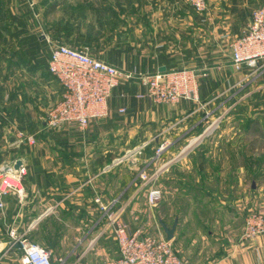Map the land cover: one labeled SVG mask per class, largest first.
<instances>
[{"label":"crops","instance_id":"1","mask_svg":"<svg viewBox=\"0 0 264 264\" xmlns=\"http://www.w3.org/2000/svg\"><path fill=\"white\" fill-rule=\"evenodd\" d=\"M263 4L264 0H208L203 22L187 0H35L32 6L30 0H0V99L6 101L0 167L13 168L19 160L25 172L22 196L2 198L0 264H21L20 250L12 246L14 236L25 234L32 240L50 233L52 224L61 227L46 248L53 264L54 249H65L71 239L72 249L84 248L78 261L111 229L107 214L123 219L137 193L132 187L139 172L156 166L152 157L142 165L149 147L168 146L195 132L217 100L247 83V72L231 66L229 44L240 35L252 10ZM56 44L86 50L135 74L121 79L112 91L108 116L91 120L85 129L46 125L47 113L61 95L47 73ZM161 68L204 70L198 101L151 103L137 76ZM18 132L34 136L35 143L20 141ZM139 147L142 158L137 162L133 149ZM218 166L210 172L204 162L183 164L184 175L193 169L207 172L210 183L218 180L219 189L210 190L208 200L218 201L217 208L222 207L227 218L215 219L212 228L201 220L207 229L193 231L183 248L184 258L189 264H264V239L241 240L244 217L250 211L264 213V189L252 182L244 190L246 179L240 172L232 169L229 176ZM221 186H229L227 195ZM192 213L198 223V212ZM180 226L179 221L176 234Z\"/></svg>","mask_w":264,"mask_h":264},{"label":"built area","instance_id":"2","mask_svg":"<svg viewBox=\"0 0 264 264\" xmlns=\"http://www.w3.org/2000/svg\"><path fill=\"white\" fill-rule=\"evenodd\" d=\"M196 14L202 16L207 11V0H187ZM231 66L236 72L245 70L246 77L264 74V4L255 8L240 35L230 44ZM204 71V70H203ZM197 68H181L140 74L137 77L146 86V98L153 104L174 105L181 101H198V80L205 73ZM47 73L61 89L60 99L47 113L46 125L60 128L74 125L85 129L91 120L106 118L109 114L108 100L121 79L135 77L113 65L90 56L86 50L74 49L56 44L50 50ZM20 141L34 144L35 138L17 133ZM162 144L157 150L160 153ZM141 147L133 149L136 154ZM132 153V154H134ZM24 169L0 167V210L2 198L9 195L22 196ZM155 175V174H154ZM154 175L147 176L142 170L138 174L143 183ZM158 188H150L147 201L155 203L160 197ZM107 210V208H102ZM108 226L112 228L117 247L114 258L98 264H189L181 259L170 241L162 236H154L141 227L132 228L117 214H107ZM13 234V232H12ZM13 244L19 245L21 264H53L50 251L28 238L25 234L14 236ZM264 239V213L250 211L243 221L241 240Z\"/></svg>","mask_w":264,"mask_h":264},{"label":"rangeland","instance_id":"3","mask_svg":"<svg viewBox=\"0 0 264 264\" xmlns=\"http://www.w3.org/2000/svg\"><path fill=\"white\" fill-rule=\"evenodd\" d=\"M34 2L35 0H30V6L34 5ZM207 11L202 16L197 14L203 22H206ZM5 46L10 49L7 44ZM2 78L3 75L0 76V88L3 82ZM247 80L249 82L241 84L242 87L231 89L217 100L213 111L207 110L209 114L206 122L198 126L195 132L172 142L160 153H157L160 146L155 148L153 145L150 146L151 148L149 147V152L143 158L141 156L142 149L136 152L137 162L144 159L149 161L151 157L153 162H157L156 166L149 167V170L143 169L149 177L156 174L157 169L174 159L192 139H197L205 129L215 124L210 134L203 137L183 158L171 164L169 170L158 174L144 184H141L143 181L139 178L135 186L132 187L133 191L137 190V193L132 201L130 212L128 211L129 213L123 217V220L132 227H141L151 235L164 238L162 224L170 229L176 220L177 224L170 242L177 255L185 262L186 249L183 248L188 240L193 238V231L196 229V231L203 232L207 229V226L204 225L203 230L199 222L205 220L208 222L207 225L212 228L216 225L215 219L219 221L227 219H225L223 208H217L218 201L208 200V196L211 195L210 190L216 192L217 188L219 189L218 180H213L210 183L206 180L207 172H194L193 169L184 175L181 170L185 161H189L191 166L204 162L206 163L205 168L210 172L212 169H216L218 164L220 169L223 168L224 174H229V176L232 169H235L236 172H240L241 177L246 179L243 183L244 190L250 189L252 182H255V186L261 185L264 189V74L248 77ZM5 102L0 99V123L3 125L6 123L3 118ZM218 103L219 105H217ZM144 163L145 161L142 165ZM238 169L241 170L238 171ZM259 171L260 173H258ZM153 187L158 188L161 194L155 203L150 204L147 201V192ZM221 191L227 195L226 193L230 191L229 186H221ZM234 191L236 190L232 192ZM195 196L199 198L202 196L204 199H194ZM193 211L198 212L199 217H196L198 223L193 222ZM184 214L186 216L183 217ZM186 220H189L190 224H184ZM179 221L181 222L180 231L176 234ZM56 229L59 231L61 227L52 224L50 233H40L30 241L43 248H48L55 237L54 230ZM74 242L71 239L68 241L69 246L65 249H54L52 256L54 264H98L104 258L115 257L117 253L112 228L101 235L91 249L78 261H76V256H80L84 248L72 249ZM62 259L64 262L59 263Z\"/></svg>","mask_w":264,"mask_h":264},{"label":"water","instance_id":"4","mask_svg":"<svg viewBox=\"0 0 264 264\" xmlns=\"http://www.w3.org/2000/svg\"><path fill=\"white\" fill-rule=\"evenodd\" d=\"M159 71H165V68H161V70ZM215 127V124H212L210 125L207 129H205L203 131L202 134H200L196 141L190 145V143L172 160H170L169 162H167L165 165H163L157 172L156 174L153 176L154 178L160 174L161 172H163L164 170H166L171 164L179 161L181 158H183L192 148L194 145H196L203 137L207 136L208 134H210V132L213 130V128ZM20 166V161L17 160L13 166L14 169H17L18 167ZM176 220L174 221V223L172 224L171 228L168 229L165 225L162 224V229H163V232L165 233V238L167 241H170L172 240L173 238V233L175 231V227H176ZM15 248H19V245L18 244H15L14 245ZM53 245L51 244L50 245V248H52Z\"/></svg>","mask_w":264,"mask_h":264},{"label":"bare ground","instance_id":"5","mask_svg":"<svg viewBox=\"0 0 264 264\" xmlns=\"http://www.w3.org/2000/svg\"><path fill=\"white\" fill-rule=\"evenodd\" d=\"M195 141H196V138L192 139V140L190 141V145L193 144Z\"/></svg>","mask_w":264,"mask_h":264}]
</instances>
